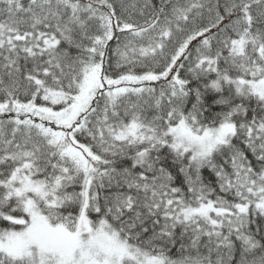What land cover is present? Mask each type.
<instances>
[{"label": "snow or ice", "instance_id": "obj_1", "mask_svg": "<svg viewBox=\"0 0 264 264\" xmlns=\"http://www.w3.org/2000/svg\"><path fill=\"white\" fill-rule=\"evenodd\" d=\"M0 264H264V0H0Z\"/></svg>", "mask_w": 264, "mask_h": 264}]
</instances>
